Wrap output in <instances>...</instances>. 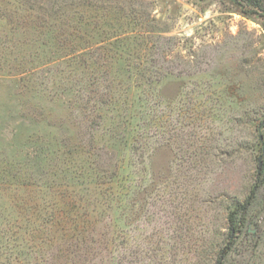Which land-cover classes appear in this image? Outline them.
Instances as JSON below:
<instances>
[{
    "label": "rangeland",
    "instance_id": "obj_1",
    "mask_svg": "<svg viewBox=\"0 0 264 264\" xmlns=\"http://www.w3.org/2000/svg\"><path fill=\"white\" fill-rule=\"evenodd\" d=\"M263 148L264 0H0V264H264Z\"/></svg>",
    "mask_w": 264,
    "mask_h": 264
},
{
    "label": "trees",
    "instance_id": "obj_2",
    "mask_svg": "<svg viewBox=\"0 0 264 264\" xmlns=\"http://www.w3.org/2000/svg\"><path fill=\"white\" fill-rule=\"evenodd\" d=\"M255 193V189L252 188L250 193H249V196L247 197V199L244 201L243 204H241L240 206H238L237 208H235L229 215V225L231 227V229L233 230L234 229V217H236V215L241 212V213H244L246 211V209L249 207L250 205V202H251V199L253 197Z\"/></svg>",
    "mask_w": 264,
    "mask_h": 264
},
{
    "label": "water",
    "instance_id": "obj_3",
    "mask_svg": "<svg viewBox=\"0 0 264 264\" xmlns=\"http://www.w3.org/2000/svg\"><path fill=\"white\" fill-rule=\"evenodd\" d=\"M262 152L264 153V148H263ZM258 167H260V163L258 164Z\"/></svg>",
    "mask_w": 264,
    "mask_h": 264
}]
</instances>
